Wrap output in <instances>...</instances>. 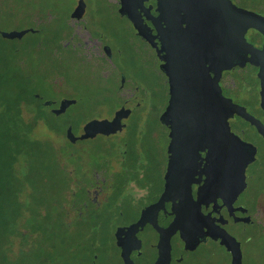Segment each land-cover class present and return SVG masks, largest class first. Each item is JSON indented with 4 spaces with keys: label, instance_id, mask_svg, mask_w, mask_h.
Returning a JSON list of instances; mask_svg holds the SVG:
<instances>
[{
    "label": "rangeland",
    "instance_id": "obj_1",
    "mask_svg": "<svg viewBox=\"0 0 264 264\" xmlns=\"http://www.w3.org/2000/svg\"><path fill=\"white\" fill-rule=\"evenodd\" d=\"M83 1L85 22L78 24L69 17L77 0H0V35L40 31L21 40L0 36V95L14 90L21 77L22 87H36L41 98L55 103L53 108L62 100L75 101L65 114L72 120L76 136L111 120L124 100L134 94L141 100L140 106L125 121L127 127L121 134L78 141L72 150L74 165L84 168L91 165L95 170L94 181L83 184L88 196L82 192L78 197L84 203V211H91L93 204L101 212L103 227L95 245V264H122L112 235L118 213L125 208L123 202H138L133 197L135 192L148 185L157 188L164 171L166 139L160 116L166 108V88L164 77L139 52L129 24L120 17L118 0ZM258 14L263 16L264 11ZM35 41L38 47L33 45ZM103 45L111 47V59L105 56ZM65 130L57 135L40 125L35 132L38 138H47L59 146L68 142ZM80 180L75 173L72 186L67 185L66 192H75ZM67 208L64 206V219L72 225L76 209L72 212ZM257 209V219L264 226V194L259 198ZM72 244L58 242L57 257L49 264H87L78 249H85L86 245L75 243L73 247L78 246V252H66ZM256 247L255 252L261 258L264 238L257 240ZM12 263L32 264L28 258ZM35 264L43 263L36 261Z\"/></svg>",
    "mask_w": 264,
    "mask_h": 264
},
{
    "label": "flooded vegetation",
    "instance_id": "obj_2",
    "mask_svg": "<svg viewBox=\"0 0 264 264\" xmlns=\"http://www.w3.org/2000/svg\"><path fill=\"white\" fill-rule=\"evenodd\" d=\"M230 1L239 8L258 14L257 10L243 5L240 0ZM117 4L120 9V0ZM76 6L77 2L69 17ZM135 7L150 31L151 43L137 34L125 16L120 14V17L129 24L139 52L147 56L164 77L167 107L175 84L172 74L168 76L160 69L162 62L171 65L168 54L171 49L167 47L166 52L160 51V33L165 26L156 21L157 0H136ZM143 8H149V14ZM85 14L86 4L79 20L70 19L81 24L85 22ZM82 29L86 30L85 26ZM245 37L258 49L264 44L263 37L254 30H249ZM110 48L102 46L109 59L113 57ZM257 73L258 68L247 62L243 67L235 66L223 71L217 80L222 95L233 104L244 107L251 120L233 114L225 125L203 124L197 134H186L184 138H174L175 126L171 122L161 123L166 145L164 171L159 184L157 188L152 189L148 185V188L135 192L136 204L123 202L125 208L118 213L117 225L113 227V242L122 264V251L129 256L130 264H264V254L259 258L255 252L257 240L264 238L263 223L257 219L259 198L264 194V98ZM208 74L214 78V69L209 67ZM124 80L122 77V84ZM138 90L136 88L135 91ZM134 100L140 106L141 100L136 98V94L124 100L122 105ZM138 106L122 121L125 125L123 130L127 127L125 121ZM258 123L262 125L261 132L257 128ZM175 151L184 156L181 158L184 171L179 176L181 185L170 191L163 205L155 207L164 191L168 165ZM141 217L140 225L129 230ZM169 227L175 228L176 232L169 239L168 262H159L160 235L166 234ZM117 229L118 241L115 238ZM163 254H166V249Z\"/></svg>",
    "mask_w": 264,
    "mask_h": 264
},
{
    "label": "water",
    "instance_id": "obj_3",
    "mask_svg": "<svg viewBox=\"0 0 264 264\" xmlns=\"http://www.w3.org/2000/svg\"><path fill=\"white\" fill-rule=\"evenodd\" d=\"M120 2L119 13L131 22L140 37L151 43L150 31L135 7L136 0H120ZM137 3L140 4L138 1ZM84 8V1L77 0V6L70 18L79 20ZM143 11L149 14L150 9L143 8ZM156 12L158 13L156 21L165 26L160 33V51L166 52L167 47L171 49L170 52L168 51L171 65L167 66L161 61L160 69L168 76L171 73L175 84L170 102L160 116V122L166 124L169 121L174 124V138L197 134L203 124L225 125L227 118L233 114L251 120L244 107L233 104L222 95L217 80L223 71L231 70L235 66L243 67L249 62L258 68L257 76L260 81L261 96L262 99L264 98V44L258 49L248 43L245 37L249 30H254L264 39V16L239 8L230 0H157ZM147 19L150 20V17ZM27 33H3L0 36L7 40H21ZM209 67L215 71L214 78L208 74ZM34 96L39 97V95ZM74 104L75 101L62 100L50 111L58 117L65 114ZM43 105L50 107L55 103L44 101ZM136 106L138 105L135 100L124 103L114 112L111 120L100 122L77 136L73 133L72 126H68L65 130V138L70 144H75L98 135H118L125 127L122 121L128 118ZM258 124L257 128L261 132L262 125ZM172 155L173 160L169 163L165 176L164 191L155 207L163 205L170 191L181 185L179 176L184 171L181 159L184 156L176 151ZM141 221L142 217L129 230L139 226ZM165 231L166 234L160 235L159 240L162 246L159 262L167 263L169 239L176 229L169 227ZM118 233L119 229L115 233L116 241H118ZM164 249H166L165 255ZM121 256L124 264L131 263L127 253L122 251Z\"/></svg>",
    "mask_w": 264,
    "mask_h": 264
},
{
    "label": "trees",
    "instance_id": "obj_4",
    "mask_svg": "<svg viewBox=\"0 0 264 264\" xmlns=\"http://www.w3.org/2000/svg\"><path fill=\"white\" fill-rule=\"evenodd\" d=\"M240 2L258 12L264 11V0ZM33 45L38 47V41ZM16 73L21 75L20 71ZM20 80L14 90L0 95V264L25 258L32 264H49L57 257L58 242H73L66 252H78V246H73L84 243L86 247H78L79 253L87 264H95V245L103 227L101 212L93 204L91 211H84V203L78 199L86 192L83 184L94 181L95 170L91 165H74L73 144L63 142L56 146L52 140L36 136L40 125L61 135L73 123L66 114L54 116L50 111L53 106L43 105L45 100L36 87H22ZM75 173L81 178L78 191L67 193L66 186H72ZM64 206L72 212L76 209L72 225L64 219Z\"/></svg>",
    "mask_w": 264,
    "mask_h": 264
}]
</instances>
